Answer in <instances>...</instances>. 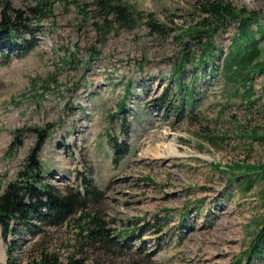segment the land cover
<instances>
[{
    "label": "rangeland",
    "instance_id": "rangeland-1",
    "mask_svg": "<svg viewBox=\"0 0 264 264\" xmlns=\"http://www.w3.org/2000/svg\"><path fill=\"white\" fill-rule=\"evenodd\" d=\"M6 1L25 17L35 4ZM124 1L140 16L151 13L169 34L152 33L141 18L132 29L112 30L98 42L89 15L81 18L73 3L54 2L48 15L31 21L36 46L5 62L0 56V193L8 182L21 181L18 174L34 151L42 183L79 193L84 183L93 186L97 197L86 210H98L110 238L107 245L82 242L73 217L58 226L31 220L40 233L31 235L19 226L7 235L13 254L21 264L41 248L54 254L57 264H229L261 218L264 179L254 177L247 192L227 179L240 172L233 168L236 163L264 161V141L250 133L263 135L264 121L255 108L245 112L233 95L244 89L233 78L207 72L198 74L196 100L182 119L175 115L176 101L153 106L164 88L174 94L169 77L186 40L173 35L198 16L193 0ZM226 1L245 12L260 11L264 21V0ZM85 2L92 0H80ZM234 29L231 22L215 35L219 57ZM89 49L99 55L89 59ZM260 49L258 61L264 63V41ZM127 79L131 85L125 95ZM251 82L256 97L264 73H255ZM111 143L119 145L117 153ZM136 227L124 241L115 237L120 229ZM5 249L0 238V264Z\"/></svg>",
    "mask_w": 264,
    "mask_h": 264
},
{
    "label": "trees",
    "instance_id": "trees-1",
    "mask_svg": "<svg viewBox=\"0 0 264 264\" xmlns=\"http://www.w3.org/2000/svg\"><path fill=\"white\" fill-rule=\"evenodd\" d=\"M54 2L62 5L73 3L81 18L89 15L93 19L92 25L98 42L112 30L132 29L141 18H145L144 24L152 33L164 37L170 32V28L165 24L155 23L151 13L140 16L139 11L124 0H92L90 5L86 2L80 3V0H35L34 6L28 8L31 14L27 17L4 0L0 12L1 62H5L12 54L24 55L36 46L34 35L37 29L31 21L48 15ZM193 3V12L197 14V20L173 35L176 40L184 35L186 40L181 45L179 56L173 64L169 77L174 94L164 88L152 100L153 106H165L164 104L176 101L175 115L182 119L183 113L190 110L196 100L193 84L199 80L198 74L207 72L210 76L217 74L218 77L233 78L232 81L237 82L244 89L240 93L234 90L233 95L244 103L245 112L251 113V109L255 108L264 121V82L256 97H253L255 91L251 82L255 73H264V63L258 61L261 52L260 43L264 41V21H260V11L245 12L242 8H234L226 0H193ZM231 22L235 23V32L231 35L227 50L219 57L221 47L214 44V37L224 31ZM23 33L27 34L26 38ZM98 55V51L89 49V59ZM218 57L219 65L216 68L213 62ZM62 60V63L67 64L68 59ZM187 64L191 75L188 83H185L182 81V75ZM130 85L127 79L124 85L125 95L128 94ZM258 101L260 104H257ZM123 107L124 99L119 102L117 108L122 110ZM119 110L116 109L114 114L116 115ZM37 132L39 137L43 136L40 135V130ZM250 133L253 134L250 135L253 139L264 141V134L259 135L254 131ZM208 138L211 144H217L215 138L211 136ZM11 146L13 142L9 144L8 149H11ZM111 147L114 153L120 150L119 145L114 143H111ZM233 168L240 169V172L228 177L227 180L235 182L243 192L249 191L254 177L264 179V161L250 166L236 163ZM40 172V164L35 158V152L31 151L26 157L23 170L18 174L21 181L8 182L0 193V238L6 244L3 264H21L13 254V239L8 238L7 235L18 232L15 230H19V226H23L31 235L40 233L41 230L31 220L47 226H58L73 217L75 221L77 220L74 228L77 229V235L82 242L90 245L108 244L110 239L108 228L99 216L98 210H86L89 200L97 197L93 186L84 183L80 193L68 187L64 191H59L48 183H42ZM138 229L140 227L131 230L120 229L115 237H121V241H124ZM252 260L264 264V209L261 218L256 222L255 229L249 235L247 245L229 264H241V261L252 264ZM22 264H57V259L54 254L41 248Z\"/></svg>",
    "mask_w": 264,
    "mask_h": 264
}]
</instances>
